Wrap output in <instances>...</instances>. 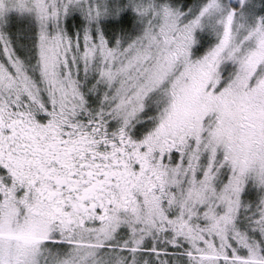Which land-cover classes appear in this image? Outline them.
<instances>
[{
  "label": "snow or ice",
  "instance_id": "1",
  "mask_svg": "<svg viewBox=\"0 0 264 264\" xmlns=\"http://www.w3.org/2000/svg\"><path fill=\"white\" fill-rule=\"evenodd\" d=\"M0 264H264V0H0Z\"/></svg>",
  "mask_w": 264,
  "mask_h": 264
}]
</instances>
